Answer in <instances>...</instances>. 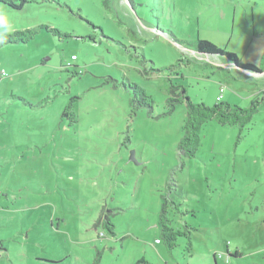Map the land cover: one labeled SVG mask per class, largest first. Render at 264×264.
<instances>
[{
  "label": "rangeland",
  "instance_id": "374dc122",
  "mask_svg": "<svg viewBox=\"0 0 264 264\" xmlns=\"http://www.w3.org/2000/svg\"><path fill=\"white\" fill-rule=\"evenodd\" d=\"M32 28L0 46V264H264V103L243 131L208 122L193 159L187 106L169 103L172 85L211 106L221 87L241 107L264 91L192 52L203 39L242 64L264 55V0L0 3V37ZM165 201L188 232L173 250Z\"/></svg>",
  "mask_w": 264,
  "mask_h": 264
},
{
  "label": "trees",
  "instance_id": "16d2710c",
  "mask_svg": "<svg viewBox=\"0 0 264 264\" xmlns=\"http://www.w3.org/2000/svg\"><path fill=\"white\" fill-rule=\"evenodd\" d=\"M29 0H0V3L8 5L14 9H22ZM48 31L56 35L62 36L58 30L49 29ZM37 28L17 30L13 33H6L0 37V46L6 44L29 43L38 34ZM176 42L181 44L182 41L176 39ZM194 44V43H193ZM195 51L193 53L206 56L205 61L215 60L217 63L228 64L227 69L229 75L235 80H242L249 83L264 86V55L259 65L255 64H242L237 54L228 52L218 47L215 43L209 40L198 39L195 42ZM212 59V60H211ZM215 62V63H216ZM134 90L133 103L136 108L151 106L152 100L145 91L136 86H131ZM171 98L169 103L172 108L175 103H185L187 106V119L184 124V135L179 143V150L181 155L186 159H193L197 156L198 151L202 145V132L204 126L211 121H216L224 126H237L241 131L249 128L254 120L255 115L259 112L260 106L264 103V91L259 96L255 97L249 107H241L229 102L221 101L215 105H207L205 103H194L187 95V91L183 85L171 86ZM70 106L67 108V110ZM67 110L65 115H67ZM173 205L176 206L174 202ZM170 204L165 201L162 207L160 224L162 228V238L167 245L168 249L173 250L178 246V239L186 235L188 232H183L175 229L171 224L169 215ZM114 225L107 221V228L112 235H115ZM191 246V242L189 241ZM101 263V252H98L93 264ZM135 264H151L144 258Z\"/></svg>",
  "mask_w": 264,
  "mask_h": 264
},
{
  "label": "crops",
  "instance_id": "0c3cea01",
  "mask_svg": "<svg viewBox=\"0 0 264 264\" xmlns=\"http://www.w3.org/2000/svg\"><path fill=\"white\" fill-rule=\"evenodd\" d=\"M257 52L254 50V56L251 57V60L249 61V64H255V65H259L261 62V59L263 57V54L260 53V47H257ZM262 52V51H261ZM235 80V79H234ZM236 81H242V80H236ZM245 82V81H244ZM222 101H225L224 96ZM226 102V101H225Z\"/></svg>",
  "mask_w": 264,
  "mask_h": 264
},
{
  "label": "built area",
  "instance_id": "2783aa9c",
  "mask_svg": "<svg viewBox=\"0 0 264 264\" xmlns=\"http://www.w3.org/2000/svg\"><path fill=\"white\" fill-rule=\"evenodd\" d=\"M194 54H196V53H194ZM197 55H199V54H197ZM73 58H74V57H73ZM206 61H207V60H206ZM208 61H209V59H208ZM261 76H264V74H262ZM224 92H225L224 87H221V88H220V93H219V95L217 96V102H221V101H222ZM157 242L160 243V240H157Z\"/></svg>",
  "mask_w": 264,
  "mask_h": 264
},
{
  "label": "water",
  "instance_id": "95a60500",
  "mask_svg": "<svg viewBox=\"0 0 264 264\" xmlns=\"http://www.w3.org/2000/svg\"><path fill=\"white\" fill-rule=\"evenodd\" d=\"M130 160L131 161H136V158L134 156H131Z\"/></svg>",
  "mask_w": 264,
  "mask_h": 264
}]
</instances>
